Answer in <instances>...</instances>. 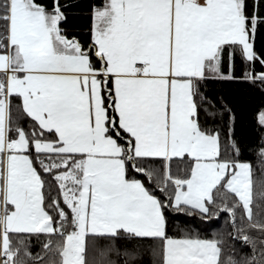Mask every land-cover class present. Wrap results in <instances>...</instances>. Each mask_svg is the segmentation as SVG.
<instances>
[{"label": "crops", "instance_id": "obj_1", "mask_svg": "<svg viewBox=\"0 0 264 264\" xmlns=\"http://www.w3.org/2000/svg\"><path fill=\"white\" fill-rule=\"evenodd\" d=\"M27 2L9 0V45L0 52V71L7 80L0 100V186L4 189L0 230L8 212L16 225L22 213L35 218L44 209L43 182L27 152L29 141L23 132L12 140L8 136V100L15 93L41 127L57 134V142L35 140V152L77 155L76 164L88 160L107 169L103 178L89 183L93 195L84 220L97 230L87 233L124 229L144 236L164 234L159 200L140 181L125 178L123 149L107 134L103 77L112 78L119 123L134 139V154L196 159L193 174L178 186L175 206L205 211L214 188L225 179L239 193L238 182L229 183L240 166L246 167L217 158L219 138L199 128L194 89L198 79L233 75L232 49L228 69L222 66L226 45H238L247 59L245 45L253 50L242 0H106L94 9L92 22L97 54L106 59L102 72L91 66L88 54L79 43L73 45L74 40L59 34V39L53 37L58 45L50 41L46 33L51 30L27 9ZM56 19L57 24L60 16ZM77 168L83 176V169ZM60 178L77 182L69 171ZM82 187L81 183L79 194ZM79 194L71 197L73 203H78ZM82 250L72 261H66L63 252V264H84ZM218 256V245L210 240H165L164 264H217Z\"/></svg>", "mask_w": 264, "mask_h": 264}, {"label": "trees", "instance_id": "obj_2", "mask_svg": "<svg viewBox=\"0 0 264 264\" xmlns=\"http://www.w3.org/2000/svg\"><path fill=\"white\" fill-rule=\"evenodd\" d=\"M34 1L59 14V34L68 41H77L87 52L91 66L102 72L106 59L97 54L92 22L94 9L103 6L106 0ZM242 2L254 56L247 59L238 45H226L221 54L222 66L228 69L232 49L233 75L198 79L194 101L199 128L219 138L217 158L229 165L250 164L248 206L227 186L226 179L214 188L205 211L185 204L175 206L177 183L183 184L193 174L196 159L134 154V139L119 123L112 78L106 81L103 77L107 134L123 149L120 158L125 164V178L140 181L159 200L165 232L162 236L137 235L124 229L113 234L87 233L84 264H164L167 238L215 242L219 248L217 264H264V124L260 120L264 112V0ZM8 35L9 0H0V52L8 49ZM6 82V74L0 71V94L5 91ZM8 112L9 139L23 132L29 141L27 152L42 179L43 206L54 231H9L2 264H63L67 235L77 229L75 211L64 194L71 193L72 197L81 190L82 171L76 166L80 156L34 151L35 140L57 142L58 137L25 111L19 94L9 95ZM67 171L77 177V182L60 178Z\"/></svg>", "mask_w": 264, "mask_h": 264}, {"label": "rangeland", "instance_id": "obj_3", "mask_svg": "<svg viewBox=\"0 0 264 264\" xmlns=\"http://www.w3.org/2000/svg\"><path fill=\"white\" fill-rule=\"evenodd\" d=\"M18 1L22 2V0H18ZM26 1H28L26 4L27 9L29 11L31 10L32 12H34L36 15V18H39L41 21H43V24L49 30H51L50 33H46V35L49 37V40L50 41L52 40V42L58 45L57 42L53 40V37L56 39H59V36H60L59 30H58V22L60 21V19L58 20L57 24L55 22V20H57L56 18L59 17V14L56 12L49 11L45 7L36 4L34 0H26ZM31 5H36V6L30 7ZM37 12L39 14H37ZM243 19H244V16H243ZM73 45L78 46L79 44L77 41H75ZM244 49H245L248 59L252 58L253 57L252 48H249L247 45H245ZM15 53H17V51ZM260 120L264 124V112L260 114ZM20 140H22L24 143H27L23 136L20 137ZM243 165H245L246 168H243V166H240L238 170L235 172L234 176L231 178V181L229 184L230 186H232L231 183L233 180L235 182H238V185H239L238 194L241 197L243 203L246 206H248L249 197H250V185H251V175H250L251 167H250V164L248 163H243ZM77 166L83 169V176H82V181H81L83 187H82L81 193L79 194L77 198L78 203H73L74 200L67 193L65 194V198L69 200L70 206L75 211V214L78 216L77 229L74 232L67 235L66 245L64 248V255L66 257V261H68L69 259L72 261L77 256H79L80 253L83 251L82 249L84 248L85 234L92 230H97V228L94 227L92 223H88L86 222V220H84V218L89 215L88 202L90 200L89 199L90 195H93V190L92 188H90L89 183H93L96 180H100L101 178H103L102 175H104L107 172V169L104 168L105 166H103L102 164L100 166L90 164L88 160L87 161L82 160V162L80 161V163L77 164ZM119 166L120 165H117L116 168ZM0 169H1V159H0ZM103 169L106 170L104 171V173L102 171ZM113 170L116 171L115 168ZM108 173L110 172L108 171ZM0 174H1V170H0ZM64 175H65V178L70 176V174H64ZM116 178H119V177L116 176ZM3 191H4L3 187L0 186V200L2 198ZM93 207L95 208V205ZM43 208H42L43 212L35 215L36 216L35 218H32V217L30 218L29 214L22 213V215H20L21 219H15L16 225L11 224L10 222V215H11L10 212L6 214L5 216L6 224L4 225L3 223L2 229L0 230V259H1L2 254L5 252V250L8 247V241H9L8 232L9 231H14V230L30 231V230H36V229L41 230V231H54L53 224L51 223L49 216H48L49 213L47 212L45 207ZM91 212L93 211L91 210Z\"/></svg>", "mask_w": 264, "mask_h": 264}, {"label": "built area", "instance_id": "obj_4", "mask_svg": "<svg viewBox=\"0 0 264 264\" xmlns=\"http://www.w3.org/2000/svg\"><path fill=\"white\" fill-rule=\"evenodd\" d=\"M1 99H2V96L0 95V100H1ZM2 218H3V214L0 213V222H1Z\"/></svg>", "mask_w": 264, "mask_h": 264}]
</instances>
